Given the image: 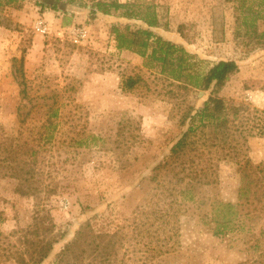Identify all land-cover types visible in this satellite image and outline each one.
<instances>
[{
  "label": "rangeland",
  "instance_id": "374dc122",
  "mask_svg": "<svg viewBox=\"0 0 264 264\" xmlns=\"http://www.w3.org/2000/svg\"><path fill=\"white\" fill-rule=\"evenodd\" d=\"M139 1L154 6L164 40L196 57L185 75L203 74L220 60H236L240 69L221 96L264 109V10L259 1ZM91 10V0H62L57 10L43 0L0 6V141L19 138L18 108L28 105L15 75L21 65L30 98L50 97L68 83L77 88L70 100L60 101L65 104L55 119L51 144L40 149L33 142L40 150L35 157L38 178H43L44 187L51 186L52 193L20 196L15 192L18 182L0 168V264H16L3 257L14 246L27 253L24 240H34L32 232L42 227L41 219L48 215L56 225L48 238L64 235L56 252L96 216L90 232L118 233L114 264H264L260 235L264 219L251 233L258 237L243 238L245 232L241 240L230 243L229 238L212 236L195 207L178 216L174 250L167 251L169 228L161 215L172 197L156 191L149 180L151 170L186 130L182 125L185 109L203 107L210 91L190 85L184 77L177 80L158 65L146 66L143 58L130 51L118 50L111 27L127 22L100 15L89 19ZM41 23L49 27L48 35L38 30ZM136 74L149 90L124 92L123 77ZM34 117L41 127L45 110ZM34 136L39 139L38 130ZM25 139L31 140L29 132ZM246 148L253 163L264 161V138H249ZM239 187L237 160L221 161L218 184L207 189L205 196L235 204ZM173 208L170 212L177 210L176 205ZM206 212L211 213V208ZM256 242L257 249L248 250ZM55 250L44 264L54 261Z\"/></svg>",
  "mask_w": 264,
  "mask_h": 264
},
{
  "label": "trees",
  "instance_id": "16d2710c",
  "mask_svg": "<svg viewBox=\"0 0 264 264\" xmlns=\"http://www.w3.org/2000/svg\"><path fill=\"white\" fill-rule=\"evenodd\" d=\"M18 1L0 0V6L13 3L16 5ZM43 1L44 4L53 5V10L59 9L62 4V0ZM250 1H259V8L264 10V0ZM91 2L89 19H97L100 15L127 22L125 26L113 24L111 27V35L118 50L130 51L143 58L146 66L158 65L162 72L177 80L184 77L190 85L210 91V97L203 107L196 110L193 107L185 109L182 125L186 130L173 142L163 160L156 163L151 170L149 180L155 184L156 191L162 197L166 194L172 197L171 202L162 209L161 215L165 226L169 228L167 251L174 250L171 247L172 239L178 237V216L187 214L188 209L194 207L196 211H200V221L216 239L229 238L228 241L233 243L245 232L243 238L251 235L258 237L257 233H251L257 229L258 221L264 219V161L253 163L246 155V144L249 138H264V109L251 108L221 96L229 79L239 71V62L231 59L220 60L203 74L185 75L184 72L192 68L191 62L196 57L185 48L164 40L158 29L157 13L153 5L139 0L125 3L118 0ZM75 7L78 6L73 9ZM139 22L142 25L137 24ZM133 26H136L137 30H133ZM21 63L23 64V60ZM15 75L22 87V100H27L31 107L21 104L18 108L19 138L8 136V139L0 141V153L2 152L3 156L0 158V168L10 180L18 182L16 194L38 198L46 190L49 196L52 193L51 186L44 187L45 181L38 178L35 157L40 154V150L34 146V141L39 143L40 149L51 144L54 131L57 130L55 119L65 104L60 101L70 100L77 88L68 83L62 91H55L50 97L30 98V86L24 65L16 70ZM139 88L148 89L139 74L123 77L124 92L129 94ZM48 100L53 101L48 103ZM41 109L45 110L46 120L38 127L34 115ZM35 130L39 132L38 140L34 136ZM27 132L31 137L29 141L24 140ZM120 132L119 135L122 136L123 130ZM226 160H237L238 164L239 201L235 204H224L219 199L212 200L205 196L207 189L217 186L218 166L221 161ZM179 196L182 200H178ZM174 205L177 210L170 212ZM207 208H211V213L206 212ZM0 219L3 220L1 216ZM96 219L95 216L88 220L82 229L77 231L74 239L56 252L55 246L64 235L59 233L48 238L56 227L48 215V218L41 219L42 227H36V231L32 232L34 240H24L28 245L27 253L14 246V250L3 257H7L8 261L13 260L16 264H44L55 250L51 264H114L117 257L118 233L90 232ZM46 220H49L48 224ZM260 230V235L264 237V224ZM0 235H3L1 230ZM257 245L258 243L253 244L248 250L257 249Z\"/></svg>",
  "mask_w": 264,
  "mask_h": 264
},
{
  "label": "built area",
  "instance_id": "2783aa9c",
  "mask_svg": "<svg viewBox=\"0 0 264 264\" xmlns=\"http://www.w3.org/2000/svg\"><path fill=\"white\" fill-rule=\"evenodd\" d=\"M38 30L44 35H46V34L48 35L49 34V27L47 26L46 23H41L39 25Z\"/></svg>",
  "mask_w": 264,
  "mask_h": 264
}]
</instances>
